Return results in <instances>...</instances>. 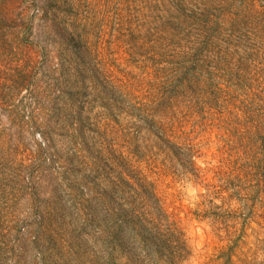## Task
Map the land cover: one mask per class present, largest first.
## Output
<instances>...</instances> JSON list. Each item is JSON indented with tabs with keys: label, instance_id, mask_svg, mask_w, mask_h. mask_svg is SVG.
I'll use <instances>...</instances> for the list:
<instances>
[{
	"label": "rangeland",
	"instance_id": "rangeland-1",
	"mask_svg": "<svg viewBox=\"0 0 264 264\" xmlns=\"http://www.w3.org/2000/svg\"><path fill=\"white\" fill-rule=\"evenodd\" d=\"M52 23L80 42L79 67ZM179 68L187 86L205 85L196 92L220 106L219 116L172 111L197 144L200 179L139 122L145 102L181 94L165 85ZM258 86L264 0H0V264H100L98 231L80 204L116 164L151 182L180 219L191 250L184 264H264V188L240 214L231 247L193 215L204 184L245 143L243 119L264 111L244 95ZM193 94L179 104L192 105Z\"/></svg>",
	"mask_w": 264,
	"mask_h": 264
},
{
	"label": "trees",
	"instance_id": "trees-1",
	"mask_svg": "<svg viewBox=\"0 0 264 264\" xmlns=\"http://www.w3.org/2000/svg\"><path fill=\"white\" fill-rule=\"evenodd\" d=\"M176 11L179 17L185 16V10ZM194 19L200 26L206 27L208 24V21L195 16ZM51 31L63 45L76 53L74 55L77 59L73 66L79 67V60L83 59L84 54L78 49L80 42L58 24H53ZM170 75L166 74L164 80ZM181 75H184V79L180 78L176 84V79ZM186 83L187 76L179 68L177 75H171L165 85H173V88L182 91L181 94L166 90L159 99L148 100L139 109V122L167 154L174 157L178 164H189L194 178L200 179V168L196 166V159L199 157L197 144L189 138L186 126L177 125L172 111L173 108H182L186 118L189 114L201 112L209 116H219L220 109L216 108L220 106L215 104L216 100L213 102L208 98L206 91L205 94L204 91L196 92L198 88H207L205 85L198 84L194 89V86H187ZM191 93H196L193 94L192 103L199 108L191 105V102L179 104L181 97ZM244 95L247 99L253 96V104H264V87L248 88ZM48 126L46 124L45 129ZM241 135L245 138V143H242L240 152L235 157L226 154L228 159L221 164H228L227 167L218 168L214 182L204 184L205 193L200 195L201 201L193 212L196 218L208 220L218 235H224L230 247L236 243V224L241 218L245 221L240 214L253 202L252 195L254 197V193L261 192L264 188V170L256 177L257 164H264V144L261 146L253 141V138H264L263 110L256 121L248 122L246 118L243 119ZM229 164L239 166L231 167ZM104 180L97 184L94 196L84 199L80 204L85 212V219L94 223L97 228L100 264H116L115 259L118 257L123 258L125 264H184L191 257L180 219L167 210L151 182L145 177H141V180L135 179L119 164L112 166L109 178L105 183ZM44 216H47L46 213L37 216L39 227L45 224Z\"/></svg>",
	"mask_w": 264,
	"mask_h": 264
}]
</instances>
